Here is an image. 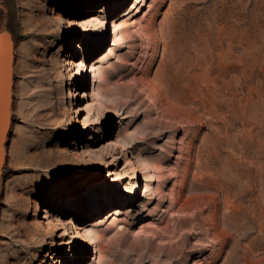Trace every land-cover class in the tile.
Instances as JSON below:
<instances>
[{"label": "rangeland", "instance_id": "374dc122", "mask_svg": "<svg viewBox=\"0 0 264 264\" xmlns=\"http://www.w3.org/2000/svg\"><path fill=\"white\" fill-rule=\"evenodd\" d=\"M0 31V264H264V0H0Z\"/></svg>", "mask_w": 264, "mask_h": 264}, {"label": "water", "instance_id": "95a60500", "mask_svg": "<svg viewBox=\"0 0 264 264\" xmlns=\"http://www.w3.org/2000/svg\"><path fill=\"white\" fill-rule=\"evenodd\" d=\"M15 44L9 31H0V199L9 134L13 123Z\"/></svg>", "mask_w": 264, "mask_h": 264}, {"label": "bare ground", "instance_id": "6f19581e", "mask_svg": "<svg viewBox=\"0 0 264 264\" xmlns=\"http://www.w3.org/2000/svg\"><path fill=\"white\" fill-rule=\"evenodd\" d=\"M67 23L69 22V26L67 27V29L69 31H71L74 27V25L76 23H74L73 21L71 22L70 20L66 21ZM101 31H99L100 33ZM79 55H77L75 52H72L71 50L65 52V54L63 55L61 62H62V66L66 67V68H70L72 65L77 66V71L74 72L72 74V76H74L76 78L77 76V80H79L80 85L85 84V80H84V71H85V66L83 68V64L77 60L76 58H78ZM73 72V70H72ZM70 96L69 99L73 100L77 94V90L74 89H70ZM93 94H96V92H93ZM38 96L37 94L33 95L32 97ZM70 110H75V112H79L78 108L76 109H72V107H70ZM71 112V111H70ZM73 123H74V118L73 116H71ZM15 196V193L13 190H11V197ZM39 209V202L38 201H34V212L33 214L37 215V210ZM46 212V211H45ZM43 218H47L46 214L42 215ZM58 225H64V226H60L59 229H65V234L70 236V240L65 242L64 244L68 245V244H72L75 245V239L76 238H80L81 241H90V236L88 233V229H86L85 226H79L76 224L75 220H73L71 217L67 218L66 220H64L63 222L58 223ZM25 228L28 230V232H32V231H42V223L41 222H37V223H26L24 224ZM146 226H149V223H143L141 228H146ZM79 229H83L85 232L82 235V237L79 236L78 231ZM62 245V244H60Z\"/></svg>", "mask_w": 264, "mask_h": 264}]
</instances>
